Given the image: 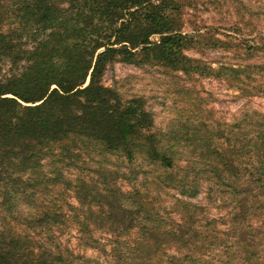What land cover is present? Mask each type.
Returning a JSON list of instances; mask_svg holds the SVG:
<instances>
[{
  "label": "trees",
  "instance_id": "1",
  "mask_svg": "<svg viewBox=\"0 0 264 264\" xmlns=\"http://www.w3.org/2000/svg\"><path fill=\"white\" fill-rule=\"evenodd\" d=\"M181 8L177 0H0V264L72 263L74 253L57 236L71 226L82 242L106 232L112 255L134 264H148L167 247L196 254L220 239L198 228L185 201H177L181 219L167 220L144 185L125 191L119 180H132L103 167L93 181L81 174L88 157L128 164L144 157L170 176L156 180L157 188L196 195L204 185L201 168L178 175V152L158 139L144 103L124 101L102 83L117 61L187 66L183 51L192 39L180 30ZM251 124L257 128L255 140L243 144V181L223 151L205 163L236 196L227 235L244 262L257 246L264 253V118ZM70 169L80 170L76 179ZM133 232L128 246L123 238Z\"/></svg>",
  "mask_w": 264,
  "mask_h": 264
},
{
  "label": "rangeland",
  "instance_id": "2",
  "mask_svg": "<svg viewBox=\"0 0 264 264\" xmlns=\"http://www.w3.org/2000/svg\"><path fill=\"white\" fill-rule=\"evenodd\" d=\"M177 1L182 6L180 30L192 39V46L183 51L190 60L187 66L117 61L107 65L102 83L124 101H142L153 118L158 139L178 152V175H186V166L201 168L199 177L204 185L196 195H182L175 188H157L156 180L170 176L144 157L129 164L115 156L94 160L88 157L81 174L93 181L101 167L119 172L132 180H119L122 188L130 190L133 182L144 185L148 199L165 219L179 221L181 207L177 201H185L189 210L199 216L200 230L220 235L219 240L212 238L210 244L204 243L201 252L191 255L167 247L148 264H179L172 263L176 259L180 264H263L264 253L259 246L244 262L237 245L227 235L235 225L232 207L236 196L219 185L216 175L205 172V163L208 160L213 164V151H223L225 157L235 162L243 181V144L245 140H255L257 128L255 124L247 126L246 122L264 118V0ZM157 40L159 36L152 38ZM207 144L211 151L206 150ZM201 153L208 156L202 157ZM216 167L222 168L218 164ZM67 174L76 179L80 170L70 169ZM223 180L226 182L224 177ZM41 200L47 201L48 197ZM69 200L78 205L73 197ZM35 207L33 204L24 209L30 211ZM58 234L59 244L76 257L70 264H134L112 255V239L101 230L94 231L93 238L83 242L76 226ZM135 237L133 232L123 238V243L129 246Z\"/></svg>",
  "mask_w": 264,
  "mask_h": 264
}]
</instances>
